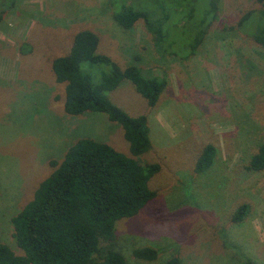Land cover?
Segmentation results:
<instances>
[{
	"label": "rangeland",
	"instance_id": "rangeland-1",
	"mask_svg": "<svg viewBox=\"0 0 264 264\" xmlns=\"http://www.w3.org/2000/svg\"><path fill=\"white\" fill-rule=\"evenodd\" d=\"M115 1L17 0L0 22V242L23 253L12 218L51 173V161L62 160L80 138L130 154L123 128L105 113L65 110V83L52 70L75 35L91 29L101 38L100 51L121 65L136 63L168 76L154 108L130 80L111 93L131 115H148L153 149L140 159L162 165L151 180L158 196L117 222V246L128 264H164L174 256L182 264H264V170L247 169L264 144V46L229 29L260 4L222 0L207 40L182 60L156 54L142 21L119 25ZM209 143L218 149L215 164L197 174L196 160ZM244 202L250 213L234 223ZM143 246L158 249V258H136L134 249Z\"/></svg>",
	"mask_w": 264,
	"mask_h": 264
},
{
	"label": "trees",
	"instance_id": "trees-1",
	"mask_svg": "<svg viewBox=\"0 0 264 264\" xmlns=\"http://www.w3.org/2000/svg\"><path fill=\"white\" fill-rule=\"evenodd\" d=\"M115 1V0H114ZM222 0H120L113 5L116 22L132 28L142 21L156 54L161 58L190 59L207 40L220 15ZM246 9L229 29L264 46V0ZM17 0H0V22ZM100 36L91 29L79 31L68 53L52 61L59 83H65V110L71 115L105 113L123 128L130 154L91 137L72 144L62 160L51 161V173L40 182L33 198L12 218L14 237L23 250L17 253L0 242V264H128L117 246V222L134 217L158 196L151 180L161 171L159 161L140 157L153 149L148 115H131L116 104L111 93L130 80L151 108L157 106L168 86L139 64L121 65L100 51ZM217 146L207 144L194 171L204 174L215 164ZM249 171L264 170V144L251 156ZM248 202L232 216L243 222L250 213ZM136 258L154 261L158 249L137 247ZM164 264H182L177 257ZM240 264H257L246 259Z\"/></svg>",
	"mask_w": 264,
	"mask_h": 264
}]
</instances>
